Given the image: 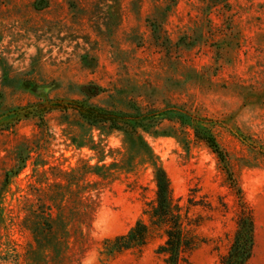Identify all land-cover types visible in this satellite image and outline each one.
Returning <instances> with one entry per match:
<instances>
[{
	"label": "rangeland",
	"instance_id": "1",
	"mask_svg": "<svg viewBox=\"0 0 264 264\" xmlns=\"http://www.w3.org/2000/svg\"><path fill=\"white\" fill-rule=\"evenodd\" d=\"M71 101L207 128L221 157L175 123L139 132L194 244L188 264H218L240 202L255 225L247 264H264V0H0V264H34L39 228L61 243L39 264H164L151 163L57 107ZM138 220L145 245L108 254Z\"/></svg>",
	"mask_w": 264,
	"mask_h": 264
},
{
	"label": "trees",
	"instance_id": "2",
	"mask_svg": "<svg viewBox=\"0 0 264 264\" xmlns=\"http://www.w3.org/2000/svg\"><path fill=\"white\" fill-rule=\"evenodd\" d=\"M62 109H70L89 126H107L108 128L123 132L130 144V149L138 156H143L153 167L155 182L154 205L149 212L150 224L163 226L165 241L157 248V254L163 257L164 264H188V255L194 247L190 238L183 232L179 222V208L173 204L170 195L168 179L163 169L157 164L156 158L148 146L142 140L140 131L147 132L163 121L178 124L181 128H191L193 137L203 141L218 157L221 154L212 134L203 126H200L187 114L181 113H141L120 112L108 109L85 101H71L65 106H57ZM93 174L96 167H89ZM9 174H4L2 188L0 189V215L3 210L1 199L9 183ZM32 230L34 247L30 251L34 256L32 262L39 264L44 259L42 253L50 249L51 253L58 252L61 243L55 240L54 229L39 228ZM149 234V226L138 220L125 233L115 237L112 242L106 244L108 254L119 253L131 249H140L146 243ZM255 225L251 210L240 202L237 215L236 228L231 244L220 259L218 264H247L253 254ZM13 242V241H12ZM14 244V242H13ZM17 261V260H15ZM17 262H15L16 264ZM43 264V263H42Z\"/></svg>",
	"mask_w": 264,
	"mask_h": 264
}]
</instances>
